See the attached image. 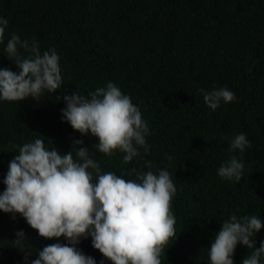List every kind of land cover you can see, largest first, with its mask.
Returning <instances> with one entry per match:
<instances>
[{
	"label": "trees",
	"instance_id": "1",
	"mask_svg": "<svg viewBox=\"0 0 264 264\" xmlns=\"http://www.w3.org/2000/svg\"><path fill=\"white\" fill-rule=\"evenodd\" d=\"M0 17L8 20L0 68L17 71L4 52L15 33L38 41L41 53L54 49L62 76L61 87L38 100L0 101V192L23 143L42 135L46 148L66 153L80 139L102 172L135 180L149 170L145 161L154 173L170 172L176 237L164 246L161 264H209L210 242L231 215L264 220V0H0ZM109 81L139 107L149 128L148 150L141 147L127 163L125 153L99 152L98 138L61 119L63 94L87 96ZM225 86L235 99L209 108L199 89ZM241 132L250 144L233 152L230 138ZM233 155L244 164L239 181L217 173ZM20 230L24 239L17 241ZM253 239L259 247L264 227ZM56 242L66 243L40 236L19 213L0 211V264H26L21 248L31 250V260ZM76 247L97 264H112L90 236ZM253 251L238 243L234 264Z\"/></svg>",
	"mask_w": 264,
	"mask_h": 264
},
{
	"label": "clouds",
	"instance_id": "2",
	"mask_svg": "<svg viewBox=\"0 0 264 264\" xmlns=\"http://www.w3.org/2000/svg\"><path fill=\"white\" fill-rule=\"evenodd\" d=\"M7 25L8 20L0 17V43H4ZM18 46L28 55L20 53ZM4 52L17 71L0 68V101L38 100L45 91L51 94L61 87L59 54L54 49L41 53L38 41L33 39L29 44L12 33ZM199 91L213 110L221 102L235 99L226 86ZM62 98V121L81 135L90 133L98 138L94 147L99 152L125 153L122 159L127 163L139 155L141 147L148 150L147 122L139 107L113 82L87 96L73 92ZM42 137L20 145L9 162L3 179L6 187L0 192V211L13 216L19 213L40 236H63L66 243L46 245L31 260V250L21 248L26 264H97L94 257L76 247L83 236H90L92 247L112 264H161L164 246L176 237V218L170 210L176 187L170 172L165 168L154 173L151 162L145 161L149 170L137 172L135 180L125 179L113 171L102 172L82 140L73 141L74 159L72 149L60 153L54 147L46 148ZM249 144L241 132L230 138L229 149L243 152ZM243 169L244 164L233 155L221 163L217 173L223 179L239 181ZM262 227L264 220L257 215H231L210 242L209 264H234L232 255L238 243L254 248L241 264H264V241L256 247L253 239ZM16 236L17 241L23 240V231Z\"/></svg>",
	"mask_w": 264,
	"mask_h": 264
}]
</instances>
